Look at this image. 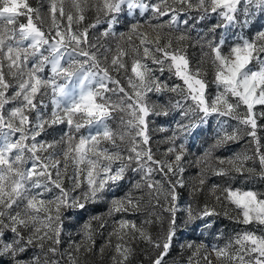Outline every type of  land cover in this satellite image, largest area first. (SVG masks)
<instances>
[{
	"label": "snow or ice",
	"instance_id": "snow-or-ice-1",
	"mask_svg": "<svg viewBox=\"0 0 264 264\" xmlns=\"http://www.w3.org/2000/svg\"><path fill=\"white\" fill-rule=\"evenodd\" d=\"M43 7L34 8L27 0H0V257L6 258L8 264H60L54 257L60 251L64 210L83 209L87 202L103 199L104 194L118 187L126 172L131 170L141 174V181L157 195V203L158 196L165 194L167 206L164 211L170 214L168 227L160 239L154 240L143 226L120 219L113 222L106 246H111L114 237L113 264H128L134 252L130 241L144 240L161 250L152 264H162L176 235L178 188L185 186L182 176L172 179L185 170L181 161L187 149L181 137L192 134L212 115L236 120L243 127L238 126L230 133L222 129L223 135H218L211 147L236 142L242 135L252 137L260 165L259 175L264 179V153L260 152L257 136L258 120L264 119V30H258L253 39L237 34V42L231 44L223 34L218 40L212 36L205 41L211 50L213 83L217 88L212 97L206 95L208 82L203 78L202 70L190 67L186 45L182 44L191 39L187 30L194 29L211 14L219 20L208 29L210 33H216L217 29L247 28L256 11L264 15V0H172L171 3L159 0L151 4L145 0H48L46 13L42 14ZM89 11L95 13L93 21L80 28ZM149 11L157 20L165 16L169 19L164 23L149 22L154 38H150L151 33L141 30L143 25L139 20L130 21L128 31L118 34L126 46L118 43L110 59L108 54L112 49L100 44L99 38L97 42L89 38L90 29L100 24L106 25L102 36H115V28L122 16L138 14L143 17ZM192 11L200 15L192 16ZM181 13L188 14L182 21L179 19ZM20 17H25L26 22H20ZM46 22L47 33L42 30ZM180 23L187 25L188 29L175 36L174 46L170 34L162 30L165 24L179 30ZM134 35L138 45L132 42ZM165 36L169 38L165 39ZM200 39L204 40V37ZM226 44L227 52L223 51ZM125 57L131 60L130 67ZM149 60L159 67L151 68ZM45 68L51 75H41ZM165 70L182 84L169 86L153 75L154 71L163 74ZM121 72L131 91L112 75ZM109 84L114 87H108ZM9 89H12L10 95ZM46 89L51 91L52 111L49 115H45L44 109L48 105L42 99L48 95ZM163 91L178 94L179 98L172 107L181 110L184 121L177 122L176 131L168 138L172 147L167 153L174 154L171 160H157L151 148L145 147L151 139L149 116L169 114L166 106L150 105L147 94ZM109 92L117 95V100L106 95ZM13 102L17 103L5 109ZM257 106L261 108L257 109ZM116 112L121 113L119 130L108 123L117 119ZM61 123L67 124L68 131L60 141L37 139L46 128ZM85 126H96L97 130L77 139L75 133ZM101 140L111 144L114 150L100 147ZM177 140L181 142L177 144ZM61 144L63 147L59 153L53 151L43 155ZM122 144L125 145L123 152ZM205 155H210V151ZM249 160L253 157L247 153L238 154L226 161L229 168L214 172L220 176L231 171L241 175L253 173L256 171L254 167H246ZM219 162L225 163L224 160ZM70 163L72 175L68 176ZM197 163H200L199 158ZM113 164L117 166L113 168ZM154 172L165 177L166 192L160 181H152ZM65 178L72 181L73 191L81 188L85 181L87 187L73 196L63 185ZM204 183L201 174L198 184L202 186ZM49 184L59 190L55 199L44 196L50 191ZM134 187L140 189L142 185L137 182ZM218 189V185H212L211 194L217 202L223 197L239 210L238 215L232 217L237 223L264 225V193L227 187L218 194ZM200 190L195 186L192 188L194 193ZM140 208V198L128 193L110 201L109 215L138 212ZM186 212L188 221L219 215L207 204L195 215L191 205ZM101 227H104L103 223ZM83 231L84 239L70 245L76 253L81 248L91 251L90 246L95 243L90 223L83 226ZM188 247L192 248V244ZM204 247L198 245L193 256ZM29 249L39 251L27 259L24 254ZM103 251L102 247L100 252ZM211 253L215 254L217 261H227V264H264V235L247 230L237 233L224 247L213 246ZM203 259L207 264H213L207 254ZM77 260L72 252L68 253L69 264H77ZM189 264H192L191 257Z\"/></svg>",
	"mask_w": 264,
	"mask_h": 264
},
{
	"label": "rangeland",
	"instance_id": "rangeland-1",
	"mask_svg": "<svg viewBox=\"0 0 264 264\" xmlns=\"http://www.w3.org/2000/svg\"><path fill=\"white\" fill-rule=\"evenodd\" d=\"M27 2L35 7H40V5H44L41 8V13H46V8L48 5V0H27ZM146 3H158L159 0H145ZM172 0H169L171 3ZM200 15L199 12L194 11V15ZM94 19V18H93ZM168 17H162L159 20L153 18V14L151 11L145 13L143 17H140L138 14L132 17H121L120 24L116 26L115 31L117 35H110L107 38L110 41L115 42L111 55L114 54L116 46L118 43L121 44L122 47L126 46L123 41L119 40L118 34L120 32L128 31L129 22H135L139 20L143 25L142 31H147L151 33L150 38H154L155 33L152 32L151 28H149V22L152 24L156 23H164L168 21ZM179 19L182 21L186 19V13H181ZM20 22H26L25 17L19 18ZM219 17L215 14H211L204 21L197 24L194 29L187 30L188 26L183 23L179 24V30L176 29L175 26L169 28L167 24L163 28V33L170 34V37L173 39V45L176 46L175 36L179 35L181 32H185L187 30V35L191 37L190 40L183 41L182 44L186 45L185 53L190 62V67L200 68L202 70L201 74L203 78L208 82V89L206 95L212 97L216 94L217 88L213 83L214 79V68L212 65V54L210 48L207 46L205 41L212 36L218 40L220 35L223 34L225 38L228 40L229 44L235 43L238 40V35H243L245 38L253 39L258 30H264V15H261L259 11L255 12V15L250 17L251 23L247 28H231L229 30L217 29L216 33H210L208 29L217 23ZM34 22L40 25L39 21L34 19ZM191 24L192 21H189ZM11 27V26H10ZM76 27L75 25L73 26ZM83 27V23L79 26ZM99 27L104 31L106 25L100 24ZM42 30L46 33L48 32V23L46 22L42 26ZM157 31H160L159 29ZM200 37H204V40H201ZM169 38L165 36V39ZM199 41V42H198ZM93 42H96L93 41ZM132 42L135 44H139L137 37L134 35L132 37ZM164 41L162 40V43ZM27 43V42H25ZM228 45L226 44L223 51L227 52ZM207 53V55H205ZM160 55V54H157ZM127 62L131 63V60L128 57H125ZM148 64L151 68L157 69L159 65L151 64V61H148ZM251 67V65H250ZM5 71H7L5 69ZM41 75L47 77L51 75L50 70L45 68L44 73ZM116 78L118 76L123 77L124 73L121 72L119 75L116 73H112ZM153 75L158 77L161 81L166 82L169 86L175 84H182L177 77L172 75L170 72L165 70L163 74L159 71H154ZM7 78V77H6ZM15 83V81H13ZM126 86L127 80H126ZM114 87V86H113ZM48 95L42 97L45 103L48 105L46 109H44L45 115H49L52 111V104L50 102L51 91L50 89H46ZM131 91V89H130ZM12 89H9V95L11 94ZM112 92H109L111 96ZM109 96V95H108ZM179 96L177 93H173L170 91L163 92H149L147 94V99L150 105L155 104L159 106H166L169 114L167 116L164 115H150L149 116V135L151 137L149 141V145L145 147H150L151 151L154 155V158L157 160H171L174 158V154H168L167 150L169 147H172V143L168 139L173 135V132L176 131L177 122H184L181 116V110L175 109L172 107L173 103ZM40 99V97H38ZM17 102L9 103L5 106V109L11 108ZM190 103V101H189ZM261 106H257V109H260ZM34 113L32 116L34 117ZM202 115V114H200ZM224 122V123H221ZM109 125L113 129H118L119 119L108 121ZM243 127L238 125V122L234 119L228 117H218L216 115L209 116L207 118V123L202 124L200 128L196 129L192 134L188 135L186 138L181 137V140H184L185 147L187 152L181 161L182 166L184 167V172L182 174H177L176 176H172V179H178L182 176L185 186L182 188H178L179 199L177 201V230L176 235L173 239L172 246L168 251V254L164 257V261L162 264H189V258H192V264H196L199 261V264H207V261L203 259V257L207 254L208 259L212 260L213 264H227V261H217L215 254L211 253V249L213 246L215 247H224L226 244L231 241L237 233H241L243 231H252L258 235H264V225H259L257 223L244 225L241 223H237L232 217H236L238 215L239 210L235 208L234 205L221 198L220 202H217L215 197L211 194L212 185H218V194L219 191L223 188L231 187L233 189H241V190H253L258 193H264V179H262L259 175L260 165L258 163V157L256 156V144L253 141V138L250 136L242 135L241 139L236 142H229L224 146L219 148H212L211 146L214 144L215 139L218 135H223V131L232 132V130L236 127ZM223 129V131H222ZM96 126H85L80 129V132L75 133L77 139L80 135H89L94 134L96 131ZM68 131V127L66 123H61L57 125H53L52 127L46 128L38 140H47V141H60L61 137L64 136L65 132ZM257 136L260 141V152L264 153V119L258 120V128H257ZM98 139H100L98 137ZM181 140H177L176 143L179 144ZM117 143H120L119 140ZM63 144L57 146L55 149H48V152L43 153V155L47 156L49 152L55 151L59 153ZM100 147H107L109 150H114L112 145L101 140ZM125 149V145H121V151L123 152ZM210 151V155H205L206 152ZM253 157V160L256 162L253 163V160H249L246 162V167H254L256 169L253 173L245 172L243 175L236 173L235 171L229 172L227 175H216L214 170L220 168H229L230 165L226 163V161L230 158L235 157L238 154H244ZM124 154H127L124 152ZM198 158L200 159V163H197ZM224 160L225 163L221 164L219 161ZM30 167V162L29 165ZM117 164H113V168H115ZM155 167V166H153ZM201 174L205 179L204 185H199L198 180L201 178ZM72 175V167L71 163L68 170V176ZM43 179V178H41ZM152 181H160L163 184V188L165 192L168 188V184L165 180V177L160 172H154L152 177ZM140 182L142 187L137 189L134 185ZM63 185L66 189L70 191V194L75 196L79 195L83 192L87 185L86 181L82 184L81 188L73 189L72 181L68 178L63 180ZM200 188L202 190L193 192V187ZM50 191L44 193L45 198L47 199H55L58 195L59 190L56 189L53 185L49 184ZM34 191H41L40 189H34ZM131 193L134 198H140L141 200V208L138 212H129V213H113L109 215L110 201L116 197H124L126 194ZM151 193V194H150ZM157 203V195L152 192V190L148 189L144 182L141 181V174L134 173L131 170H128L125 174V179L120 182L118 187H113L112 191L106 192L104 194L103 199H100L96 202H87L83 209L80 208H72L66 209L63 212V227L61 232V243L58 245L59 253L57 254L55 259L59 260L60 264H69L68 261V253L72 252L78 260L77 264H96L97 261H105L107 264H113L112 256L115 255L114 245L116 243V239L112 238L111 246H106L107 241L109 239V233L112 231L113 222L118 221L120 219H126L129 221H134L138 226H143L145 230L150 233L152 238L160 239L163 236L164 231L168 227V219L170 214L164 211V208L167 206V202L165 200V194H160L158 196ZM205 204L209 207L214 208L219 215L197 218L191 221H188L186 209L189 205L192 206L194 215L201 211ZM227 213V215H225ZM94 217L98 219H93ZM146 221H151V223H146ZM86 223H90L93 230V238L94 245H91V251H85L84 248H81L79 253L74 252L73 242L79 243L84 239V231L83 226ZM101 223L104 224V227H101ZM153 224L158 228L157 232L154 234L151 232V228ZM207 225V226H206ZM10 235V234H9ZM147 241L137 239L135 241H130L131 247L134 249L133 255L129 258L128 264H136L133 258L136 257V254L143 250L142 246ZM192 244V248L188 247V244ZM203 244L204 248L200 249L198 255L193 256V252L195 248ZM153 250L150 256L141 262L142 264H150L158 253V249L155 248L151 244ZM104 248L103 253L100 252L101 248ZM38 249H29L26 252L25 258L30 259L34 254H36ZM63 254V255H61ZM49 257L51 254L49 253ZM143 259V258H142ZM0 264H8L6 258L0 257Z\"/></svg>",
	"mask_w": 264,
	"mask_h": 264
},
{
	"label": "trees",
	"instance_id": "trees-1",
	"mask_svg": "<svg viewBox=\"0 0 264 264\" xmlns=\"http://www.w3.org/2000/svg\"><path fill=\"white\" fill-rule=\"evenodd\" d=\"M33 2H34V0H33ZM190 14L191 15H194V11H192ZM187 15L188 14H186V18H187ZM86 17H87L86 20L83 22V27L85 25H87V24H90L93 21V18L95 17V13L92 12V11H89V12L86 13ZM83 27H80V28H83ZM102 32H103V30L98 25L96 28L90 29V31H89V38L92 41H95L96 40V42H97V38H99V43L100 44L105 45L106 47L113 49V46H114L115 42L110 41L107 38H104V36L101 35ZM101 51H103V48H101ZM108 55H109V59H110L111 58V53H109ZM101 62L104 63L103 58H101ZM128 64H129V67H130V64L131 63L128 62ZM130 74L131 73L129 72V75ZM117 79H120L121 84L126 89H128L130 91V89L127 88V86H126V77H125V75H123L122 78H121V76H118ZM113 86L114 85H112V84H109L108 85V87H110V88H112ZM106 95H109L110 96L109 93H107ZM118 95L119 96H123V93H119ZM111 97H112L113 100H117V95L111 93ZM114 115L117 117V119H119V116L121 115V113L116 112V113H114ZM157 229L158 228L155 226V224H153V227L151 228V232L154 234L155 232L158 231ZM142 247H143L142 248L143 250L141 251V253L138 252L136 254V257L133 258V260H135V263L136 264H142L141 262H144V260L147 259L150 256V254L152 253L153 248H152V246H151L150 243H148V242L147 243H144ZM160 251L161 250L158 249V253H156V256L160 253ZM156 256L152 257V260H153V258H156ZM96 264H107V263L105 261L101 260V261H97ZM150 264H152V261H151Z\"/></svg>",
	"mask_w": 264,
	"mask_h": 264
}]
</instances>
